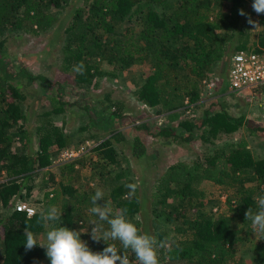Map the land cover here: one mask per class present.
Wrapping results in <instances>:
<instances>
[{
	"label": "trees",
	"instance_id": "obj_1",
	"mask_svg": "<svg viewBox=\"0 0 264 264\" xmlns=\"http://www.w3.org/2000/svg\"><path fill=\"white\" fill-rule=\"evenodd\" d=\"M70 0H0V37L10 31L46 32L57 21L55 9H61ZM79 7L64 30L61 46V68L73 71L81 62L82 74L76 72V82L83 86L91 83L100 73L102 63L120 71L142 64L146 68L144 79L136 90L137 99L149 106H160V111L175 117L197 107L204 90V81L217 64H228L234 52L248 42L244 38L245 4L254 0H87ZM158 7L163 11H158ZM83 28L79 30L84 15ZM137 17L139 24L126 25ZM264 24V14H259ZM245 39V40H244ZM264 46V34L257 42ZM0 41V171L7 179L0 183V264H50L46 249L39 245L26 251L24 236L26 227L37 239L46 244V234L51 227H67L81 231V239L93 252H101L108 246L103 239L91 237L93 224L99 221L91 213V197L95 191L81 189V168H95L109 187L104 200L113 214L127 208L128 218L141 230L142 221L137 217L144 207L143 199L135 190L130 195L129 184H135L131 170L120 156L121 142H126L124 130L114 128L116 122L129 121L130 117L117 109L103 117L96 106L82 98L67 101L63 98L60 83L52 82L43 74H34L25 66L15 68L2 50ZM30 84L41 82L59 90V97L51 99V109L45 111V119L39 124L38 151L31 147L32 135L27 127L28 115L18 102L25 98L20 90L21 80ZM16 81V83H15ZM215 103L205 107L199 116H185L176 126H153L147 120L133 125L153 137L166 140L192 142L200 137L208 142L221 132L229 133L246 126L253 134L264 136V127L243 117H232L227 111L215 109ZM78 107L87 112L94 124L102 125L109 133L90 149L67 161L60 162L61 179L55 190H47L41 206H34L36 213L28 217L14 209L18 200L30 202L35 188L34 181L42 169L50 167L56 151L69 148L68 138L60 127L52 124V115H59ZM124 120V121H122ZM133 120L132 122H134ZM52 126V127H51ZM20 143V145H19ZM57 146L54 152L50 150ZM132 156L141 159L147 153L140 136L132 142ZM87 156H86V155ZM202 158V157H201ZM178 161L170 165L155 182L151 193L152 229L158 241L165 247L158 249L159 264H248L238 258V247L254 234L252 221L246 212L257 211L255 197L264 195V157L255 159L246 146L215 149L202 161ZM117 168L111 174L110 168ZM55 182V173L48 172ZM204 181L223 185L231 192L226 203L234 215L224 212L210 214L204 210L202 199L194 201V195ZM55 206L62 213L60 220L44 224L41 210ZM162 215L167 222L180 223L177 235L169 239L157 219ZM137 217V218H136ZM160 219V218H159ZM241 220L244 227L236 228L233 221ZM93 221V222H91ZM150 231V227H146ZM179 234L181 236H179ZM96 235H102L97 231ZM258 242L264 249V236ZM121 254L128 256L130 264H137L131 250L125 251L118 241ZM258 264H263L260 261Z\"/></svg>",
	"mask_w": 264,
	"mask_h": 264
},
{
	"label": "rangeland",
	"instance_id": "obj_2",
	"mask_svg": "<svg viewBox=\"0 0 264 264\" xmlns=\"http://www.w3.org/2000/svg\"><path fill=\"white\" fill-rule=\"evenodd\" d=\"M176 0H173L175 2ZM88 4L87 0H70L61 9H55L58 16L57 21L46 32L33 33L24 32L23 29H17L6 33L0 37V41L4 42L2 50L8 56L15 68L25 66L34 74H43L52 82L60 83L63 98L67 101H75L86 98L87 101L96 106L97 110L103 115L108 116L112 111L117 109L122 114L129 116V121L116 122L114 128L124 130L127 136L126 142H121L120 156L123 164L131 170L130 174L135 179L137 185L136 191L143 199L144 207L137 217L142 221L143 233H148L155 237L152 229V219L156 217L152 211L151 193L154 189L155 182L164 174L167 168L178 161H203L205 156L212 153L215 149L236 146H246L255 159L264 157V136L253 134L246 126H241L238 130L225 133L221 132L217 138H212V142L197 138L192 142L166 140L161 137H153L145 132L138 131L135 125H139L141 121L147 120L153 126L172 127L176 126L179 119L188 115L199 116L204 108L215 103V109L224 108L229 115L238 118L243 117L256 121L253 115V109L259 110V118L257 125L264 127V108L261 105L263 98L248 99L241 93L233 92L229 88L228 81V64H217L209 72V78L204 81V90L201 93V100L197 103V107L192 113L180 112L175 117L169 116L160 111V106H149L137 99L136 90L144 79L146 68L142 64L135 65L129 70H118L114 67L102 63L101 73L91 82L84 83L80 86L76 82V72H65L61 68L60 56L62 54L61 46L64 41L66 27L71 23L76 10L84 4ZM244 15V38L248 40L245 46H254L264 34V24L260 22L259 16L252 8L251 3L245 4ZM158 11L163 9L158 7ZM256 22V27L249 24L248 18ZM84 15L80 27L83 28ZM126 25H134L139 29L137 17L126 22ZM244 39V40H245ZM230 61V60H229ZM16 83V81H15ZM20 90L24 93L25 98L19 103L23 106L28 115L27 127L32 135L31 147L34 151H38V133L43 129L36 131L39 124L37 119H45L43 116L45 111L51 109V99H58L59 90L56 87H49L41 82L30 84L26 78L21 80ZM264 89V87H263ZM252 108V109H251ZM260 108V109H259ZM262 112V113H260ZM123 114V115H124ZM247 114L250 118L247 117ZM135 120L134 122H132ZM124 121V120H122ZM52 124L60 127L68 138L69 148L57 150V146L50 148L51 152L56 151L50 167L44 168L35 178L33 197L30 204L41 206L44 194L47 190H55L61 179L60 162L67 161L70 158L65 156L66 151L81 149L87 155H90V149L94 147L105 135L109 133V129L103 130L102 125L94 124L87 112L78 107H74L70 111L63 112L59 115H52ZM52 127V126H51ZM140 136L146 145L147 153L141 159H134L132 156V142L135 136ZM20 145V143H19ZM85 154V155H86ZM86 155V156H87ZM86 166L81 168L80 185L82 190L93 192L101 189L104 193H108L109 187L101 185L103 180L95 168ZM112 170V167L110 168ZM55 173V182L49 180L48 172ZM117 168H113L111 174H115ZM231 189L216 185L210 181H204L198 191L194 195V201L202 199L205 203L204 210L210 214L226 213L230 216L234 215L230 211V207L226 203L227 195ZM233 193V192H231ZM102 206L101 202H97ZM256 210L252 214H255ZM136 217V218H137ZM160 218V219H159ZM157 219L162 222V228L165 229L172 239L177 235L176 226L180 223H170L160 215ZM93 222V221H91ZM233 226L242 228L244 225L241 220L233 221ZM146 227H150V231H146ZM53 228V227H51ZM179 236H181L179 234ZM259 233L256 232L249 236V240L238 247L237 256L248 264H258L260 261L264 264V249L260 246ZM47 242V240H46ZM50 261V260H49ZM51 264V262H50Z\"/></svg>",
	"mask_w": 264,
	"mask_h": 264
},
{
	"label": "clouds",
	"instance_id": "obj_3",
	"mask_svg": "<svg viewBox=\"0 0 264 264\" xmlns=\"http://www.w3.org/2000/svg\"><path fill=\"white\" fill-rule=\"evenodd\" d=\"M252 8L255 13L264 14V0H254ZM241 16L246 15L244 10L239 11ZM249 24L256 27V22L248 18ZM74 71L82 74L84 65L81 62ZM130 195L135 193L136 184H129ZM257 211L251 214V208L246 212V219L250 218L254 232L264 236V195H257ZM104 200V192L97 189L91 197L90 211L96 215L99 221L106 222L107 229L102 224L95 223L92 228L91 237L94 241L103 239L108 246L101 252H93L87 243L81 239V231L59 226L51 228L46 234V244L37 243L35 235L26 227L24 236L25 250H31L39 245L46 249V256L51 264H130L129 258L116 244H109L108 241H118L122 248L131 250L137 264H159L158 249H163L166 245L164 241H158L156 237L142 233L141 230L128 218L127 208H121L113 214L112 208L106 203L101 206L97 202ZM62 213L55 206H50L46 210H41L40 221L44 224L59 221ZM97 231H102L101 236H97Z\"/></svg>",
	"mask_w": 264,
	"mask_h": 264
},
{
	"label": "built area",
	"instance_id": "obj_4",
	"mask_svg": "<svg viewBox=\"0 0 264 264\" xmlns=\"http://www.w3.org/2000/svg\"><path fill=\"white\" fill-rule=\"evenodd\" d=\"M229 88L233 92L241 93L248 99H262L264 96V46L256 43L251 47H243L234 52L228 68ZM264 108V99L261 103ZM190 110L188 111V113ZM84 147L77 151H66L65 156L72 158L83 153ZM7 179L4 171H0V183ZM14 209L24 212L28 217L36 213V209L29 202L18 200Z\"/></svg>",
	"mask_w": 264,
	"mask_h": 264
},
{
	"label": "crops",
	"instance_id": "obj_5",
	"mask_svg": "<svg viewBox=\"0 0 264 264\" xmlns=\"http://www.w3.org/2000/svg\"><path fill=\"white\" fill-rule=\"evenodd\" d=\"M252 109V108H251ZM260 109V108H259ZM259 110H255V109H253V115H255V116H258V117H256V121H258V118H259ZM260 113H262V112H260ZM247 117L248 118H250L249 116H248V114H247ZM252 118H250V120H251ZM255 121V122H256Z\"/></svg>",
	"mask_w": 264,
	"mask_h": 264
}]
</instances>
